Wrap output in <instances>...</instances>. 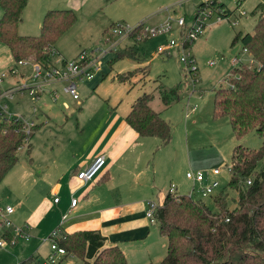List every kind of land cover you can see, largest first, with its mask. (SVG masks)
I'll use <instances>...</instances> for the list:
<instances>
[{"label":"rangeland","instance_id":"obj_1","mask_svg":"<svg viewBox=\"0 0 264 264\" xmlns=\"http://www.w3.org/2000/svg\"><path fill=\"white\" fill-rule=\"evenodd\" d=\"M219 1L234 11L228 19L221 22H216L214 17L207 19L203 34L187 48L195 59L194 66L197 67V70L190 73L187 72L186 65L179 61L181 48L174 46L158 52L156 47L165 45L170 39L176 40L177 43L182 41L186 27L178 26L176 19L184 17L186 25L189 26L199 10L200 0H87L79 9H73L74 22L55 40L50 59L62 57L70 60L82 50L97 53L98 50L105 49L106 36L111 39L114 37L107 34V31L103 32V29L112 23L133 26L140 22L148 27H158L169 20L172 29L168 33L140 37L138 40L128 37L119 39L115 49L133 46L134 58L111 60L115 49L100 57L99 68L91 71V77L77 82L76 88L81 102L79 109L61 92L55 102L48 100L45 93L38 100L28 99L29 96L21 99L19 96H14L11 100L1 99L8 112L13 109L15 101L24 104L29 100L34 107L45 110L48 120L46 119V125L28 140L30 153H26V144L21 146L17 150V162L0 180V206H11L13 213L10 215L17 221L23 219L27 209L42 197L50 196L49 190L55 178L51 156L54 153L65 155V141L69 140L73 145L82 143L83 150L87 149L96 142L106 127L112 128L108 132L117 128L132 101L142 93L151 94L150 107L159 112L172 128L170 142L154 148V140L144 156L147 167L138 175L139 181L146 178L151 182L155 178L163 185L157 188L161 189L157 198L153 196L146 200L161 205L171 184L177 187L181 194H188L191 191V180L186 178L185 173L193 169L189 164H194L195 168L200 167L203 171L205 168L218 167L221 170L216 176L219 186L211 195L225 189L229 180L228 167L233 147L241 144L248 148H258L264 143V137L254 132L237 140L227 117H213L215 89L220 85L227 86L229 73L237 64L252 62L240 43L236 44L238 49L232 54L236 45L232 47L231 43L236 32H252L255 16L251 12L260 0H242L240 5H236V0ZM54 5L59 9L68 8L62 1ZM238 11L245 14L239 16ZM146 12H150L149 15H146ZM31 13V19L28 20L36 19L37 15ZM234 21L237 23L233 24ZM19 28L20 25L17 26V32H20ZM135 67L139 69L135 70L128 80L119 82L115 78L117 74ZM7 79L10 78L5 77L0 84L2 89L9 84L10 80ZM161 86H179V100L165 107L158 97V89ZM63 101L69 105L67 110L60 107ZM192 107L195 109L185 116L186 111ZM22 117L31 119L27 114ZM38 118L39 116H34L32 119L38 121ZM89 149L91 150L92 146ZM42 166L45 169L41 168ZM261 168H264V161L258 163L257 169ZM226 191L227 205L231 209L236 205V192L228 189ZM209 197L201 199L212 207ZM193 198L198 199L199 195L194 193ZM13 223L11 222L13 226L17 225ZM51 232L52 230L49 233ZM28 235L31 236L29 232ZM30 238L31 240L24 242L17 237L16 245L0 248V264H16L30 255L32 245L35 244L32 236ZM42 240L37 246L44 252L49 248L50 240L47 236ZM58 264H80V260L67 257Z\"/></svg>","mask_w":264,"mask_h":264},{"label":"trees","instance_id":"obj_2","mask_svg":"<svg viewBox=\"0 0 264 264\" xmlns=\"http://www.w3.org/2000/svg\"><path fill=\"white\" fill-rule=\"evenodd\" d=\"M25 3L26 0H0V44L7 47L13 61L29 58L45 63L55 40L73 24L75 16L71 9H49L42 15L37 35H20L17 26ZM211 4H217L224 17L234 11L218 0ZM251 14L255 16L252 32H236L231 45L240 43L252 62L237 64L229 73L227 86L216 88L213 97V117H227L237 140L250 132L264 137V2L257 3ZM137 28L131 36L138 33ZM114 51L111 60L134 58L133 46ZM137 69L115 78L126 81ZM151 97L150 93L137 96L123 121L138 137L156 138L157 145L164 146L172 138V128L150 107ZM158 97L165 107L169 106L179 100V86L159 87ZM23 126L20 119L0 114V180L17 162L19 147L26 144L28 150L27 141L38 123L31 125L27 134ZM262 161L264 143L258 148L235 145L228 183L211 197L212 207L201 198L168 192L154 213L158 232L167 239L166 254L162 260L146 264H264V168L257 169ZM227 189L236 192V205L231 209ZM2 230L3 238L12 235L10 227ZM48 239L64 250L61 259L76 257L80 264H125L120 249L103 246L104 237L97 230L64 233L55 229ZM31 261L29 256L16 264Z\"/></svg>","mask_w":264,"mask_h":264},{"label":"crops","instance_id":"obj_3","mask_svg":"<svg viewBox=\"0 0 264 264\" xmlns=\"http://www.w3.org/2000/svg\"><path fill=\"white\" fill-rule=\"evenodd\" d=\"M60 1L65 2L68 6L67 9L71 10L79 9L81 5L87 2V0H26L21 13V21L18 23L20 25L19 30L23 33L18 32V34L37 35L43 13L49 9H59L54 7V4ZM31 12L37 15L36 19L28 20L31 19ZM149 13L146 12L145 14L149 15ZM106 29L105 27L103 32ZM55 52L58 54L56 50ZM12 64L13 60L7 47L0 44V72L5 71ZM9 78L7 79L10 80L9 84L3 89L0 87V91L10 87L18 80V77ZM59 86L60 84L53 85L57 91V97L54 100L46 91L41 92L37 99L27 94L18 93L5 99L11 100L14 96H19L21 99L24 96H29L28 99L38 100L45 93L48 100L55 102L60 92L62 95L68 96L62 92ZM72 101L75 103V107L79 109L81 102ZM21 103L15 101L13 109L9 110L11 113L21 116L27 114L28 118L31 119L34 116L36 118L39 116L38 121L29 119L33 123H38L37 129L30 136L32 138L38 130L46 125L45 120L48 115L45 110L34 107L29 100L24 104ZM60 107L67 110L69 105L63 101ZM190 109L188 110L190 111ZM125 114L115 130L108 132L112 129L111 126L104 129L96 142L90 145L92 146L91 150L89 149L90 146L83 150L82 143L79 146L73 145L69 140L65 141V155L54 153L51 156L50 161L54 164L53 174L55 178L49 190L50 196L42 197L34 206L27 209L23 219L19 221L11 216L13 211L9 215V220L12 223H17L16 226L26 225V232H29L35 240L31 253L27 256L32 257L30 264H39L44 259L42 257L50 253L49 248L43 252L42 248L37 245L41 241L43 242L42 239L45 236L48 239L49 232L55 229L64 233L97 230L104 237L103 246H116L120 249L125 258V264L156 263L165 256L167 239L159 234L156 220L150 221L144 215L146 199L153 196L157 198V195L161 194L159 193L161 189L157 190V188H161L163 185L159 183V179L154 178L150 182L149 179L145 178L143 181H139L138 178V175L145 171L147 167L144 156L154 140H156L154 148L159 147L157 145L158 140L156 138L138 137L123 121ZM39 119L41 120L39 121ZM26 153H30V142ZM95 154L104 155L105 165L91 181L81 182L74 174L78 169L86 167ZM43 166L41 168H44ZM189 166H192L193 169L191 170H201L200 167L195 168L194 164H189ZM203 172V184H207L211 180H217L216 176L218 174H213L212 169L205 168ZM190 183L192 187V182ZM175 189L177 193L181 194L177 187ZM167 193H165L162 202ZM196 194L199 195V193ZM212 196L210 195V200ZM54 197L58 198L56 202H53ZM72 198L76 199L74 205H70ZM30 237L27 240H22L27 242L31 240ZM55 258L57 263H59V260H63L60 255H55Z\"/></svg>","mask_w":264,"mask_h":264},{"label":"built area","instance_id":"obj_4","mask_svg":"<svg viewBox=\"0 0 264 264\" xmlns=\"http://www.w3.org/2000/svg\"><path fill=\"white\" fill-rule=\"evenodd\" d=\"M200 3H204L199 7V10L195 13L194 19L189 26L186 25V20L184 17L176 19V24L181 27H186L184 29L183 38L181 42L174 39H170L163 46H157L156 51L163 52L174 46L182 49V55L179 61L185 64L187 72H193L197 70L195 65V59L190 55L187 48L190 44L196 41L204 32L206 21L208 18L214 17L216 22H221L228 17H224L221 14V8L217 4L212 5V0H200ZM218 2H220L218 0ZM264 2V0H260ZM241 0H236V5H240ZM238 8V7H237ZM239 16L244 15L243 11H238ZM237 22L234 21L233 24ZM135 27L137 32L131 36ZM172 29V24L169 20H166L162 25L158 27H148L144 23H137L130 26L126 23H112L107 29V34H110L114 39L108 38L106 36L107 47L105 49L98 50L97 53L80 51L75 58L65 59L59 57L57 59H50L45 63H40L29 58H23L13 61V64L9 66L5 71L0 72V84L5 79V77H18L10 87L0 91V114L6 117H13L15 119H20L24 126V132L27 134L30 130L31 125L34 123L32 121L24 119L21 115L11 113L7 111V107L1 102L2 98H11L13 94H27L33 98H38L40 93L46 91L52 100L57 97L56 88L53 87L54 84H60L62 92L67 94L75 102L79 101V94L77 92V82L81 81L83 78H90L91 71L99 68L100 57L105 55L107 52L114 50L119 39L132 38L133 40H138L140 37L146 38L147 36L168 33ZM134 33V32H133ZM52 50L49 56H52ZM212 64V62H210ZM28 68V71H26ZM195 107H192L190 111H193ZM189 110L186 111L185 116H187ZM24 143L27 141L24 138ZM21 148V147H19ZM105 165V157L103 154H95L86 167L78 169L75 172V177L81 182L91 181L93 177L103 168ZM221 170L218 167L212 168L213 174H219ZM187 179L192 182L191 191L188 193L189 196H193L194 193H199L200 198H205L214 193L216 187L219 186L218 180H211L207 184H203L204 172L202 170H187L185 173ZM250 183V180L247 181ZM175 186L171 184L168 188L169 193H176ZM58 200L57 197L53 198V202ZM76 199L72 198L70 205H74ZM158 207L151 200L146 201V208L144 210V215L150 221L155 220V210ZM12 213V208L9 205L0 206V248L4 246H13L16 244V238L27 240L29 235L26 232V225L23 226H13L8 216ZM10 227L11 236L6 239L1 236L2 229ZM50 253L40 262L41 264H52L56 260L55 255H62L64 250L57 247L53 241H49Z\"/></svg>","mask_w":264,"mask_h":264},{"label":"water","instance_id":"obj_5","mask_svg":"<svg viewBox=\"0 0 264 264\" xmlns=\"http://www.w3.org/2000/svg\"><path fill=\"white\" fill-rule=\"evenodd\" d=\"M238 46L236 45L233 49H232V54H235V52L237 51Z\"/></svg>","mask_w":264,"mask_h":264}]
</instances>
